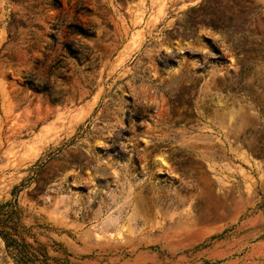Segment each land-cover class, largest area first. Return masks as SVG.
<instances>
[{
	"label": "rangeland",
	"instance_id": "1",
	"mask_svg": "<svg viewBox=\"0 0 264 264\" xmlns=\"http://www.w3.org/2000/svg\"><path fill=\"white\" fill-rule=\"evenodd\" d=\"M2 204L0 264H264V0H0Z\"/></svg>",
	"mask_w": 264,
	"mask_h": 264
},
{
	"label": "trees",
	"instance_id": "2",
	"mask_svg": "<svg viewBox=\"0 0 264 264\" xmlns=\"http://www.w3.org/2000/svg\"><path fill=\"white\" fill-rule=\"evenodd\" d=\"M52 100H55V98H52ZM4 205H5V204H2V205H0V206L2 207V206H4ZM0 234H2V235L5 237L6 242H7L8 244H9L10 241H14L13 238H9L10 240H8V238H7V237H8V236H7L8 234L5 233V232H3L2 230H0Z\"/></svg>",
	"mask_w": 264,
	"mask_h": 264
}]
</instances>
